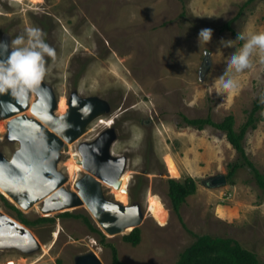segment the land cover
<instances>
[{"label":"rangeland","instance_id":"374dc122","mask_svg":"<svg viewBox=\"0 0 264 264\" xmlns=\"http://www.w3.org/2000/svg\"><path fill=\"white\" fill-rule=\"evenodd\" d=\"M246 1L0 0V46L10 45L26 29L37 27L56 51L54 61L46 58L50 70L29 91L24 111L14 113L12 104L0 103V157L17 162L16 157L28 153L20 116H26L33 127L42 124L57 132L35 114L34 102H42L44 86L56 95L55 115L68 112L74 91L82 97L100 96L111 106V114L91 121L76 140L62 137L66 142L59 149L56 171L66 181L58 188L41 196L30 192L22 207L0 184L3 213L15 217L2 196L32 220L55 219L31 228L41 242L40 249L0 248V264H76L77 256L91 251L105 264H113V249L103 245V235L91 231L83 217L63 216L67 211L88 215L128 264H177L198 234L236 239L264 262V190L248 167L240 168L231 182L208 185L213 176H227L230 163L241 155L225 131L211 125L200 130L184 120V116L211 115L219 122L232 114L239 129L257 98L264 106V51H254L250 69L232 72L237 87L219 86L228 58L245 43L223 28L226 22L234 19L238 35L264 33V0L242 9ZM204 28L211 29L207 44L198 39ZM10 50L5 51V58ZM111 115L117 116L119 140L111 143V152L98 165L109 178L118 172L111 165L121 166L120 174L110 181L86 167L81 148L84 141L94 140L110 127ZM258 115L264 118V107ZM17 124L13 133L12 125ZM243 142L249 158L264 172V119L257 128L248 129ZM88 174L102 184L107 199L141 208L137 246L125 240L136 227L107 234L85 208L87 204L43 210L44 202L62 190L67 200L73 194L83 200L78 183L85 182ZM187 176L194 178L197 190L179 215L168 194V180L184 181ZM143 185L146 189L141 190ZM133 188L142 191L136 201Z\"/></svg>","mask_w":264,"mask_h":264},{"label":"water","instance_id":"95a60500","mask_svg":"<svg viewBox=\"0 0 264 264\" xmlns=\"http://www.w3.org/2000/svg\"><path fill=\"white\" fill-rule=\"evenodd\" d=\"M5 48L0 46V59H5ZM42 102H34L35 114L42 122L50 125L52 130L48 131L42 124L33 127L26 116H20L19 127L22 135L25 136L28 153L16 157L17 162H8L4 156L0 159V184L5 187L12 196V200L20 206H26V198L30 192L41 195L50 193L65 183L66 178L56 171L59 161V149L63 146L64 138L69 141L76 140L81 135L88 124L95 118L111 110L108 101L100 96L82 97L78 92H72L70 96V108L67 113L55 115L56 95L48 86L40 90ZM12 104L13 112L24 111L28 106L27 97L18 100L10 94H0V103ZM2 104V103H1ZM22 106V107H21ZM41 122V123H42ZM18 124L13 133H16ZM116 139L113 130H106L96 139L82 144L81 151L84 154L85 165L94 174L108 180H115L121 166L111 165V170L118 171L116 177L109 178L106 172H101L98 165L102 163V156L111 151L109 146ZM108 151V152H107ZM110 155V154H109ZM112 156V155H111ZM112 158H117L112 156ZM125 160V156L122 157ZM96 159V163H94ZM88 162V163H87ZM126 164V162H125ZM110 169V168H109ZM88 178L83 183H78L83 200L76 195L68 199V194L55 193L49 198V202H44L43 210H59L63 207H77L87 204L85 207L92 215L93 219L101 225V229L110 235L123 233L131 226H138L143 221V213L137 205L126 206L122 202L107 199L103 194L102 184L93 175L88 174ZM227 176L224 174L216 175L208 180L211 184H226ZM129 194V190H128ZM62 195V196H61ZM63 198V199H62ZM22 206V207H23ZM133 227V228H134ZM132 228V229H133ZM27 225L18 221L16 218L0 211V248L18 247L24 251L32 252L41 248V242L36 238L35 233ZM77 264H105L104 261L94 252L80 256Z\"/></svg>","mask_w":264,"mask_h":264},{"label":"trees","instance_id":"16d2710c","mask_svg":"<svg viewBox=\"0 0 264 264\" xmlns=\"http://www.w3.org/2000/svg\"><path fill=\"white\" fill-rule=\"evenodd\" d=\"M253 1L255 0H247L242 5V9ZM241 14L242 11L238 13L237 17L241 16ZM233 21L234 19L226 22L223 28L230 30L235 36L238 37L239 35L232 26ZM263 107L264 106L260 101V98H257L255 100L254 108L251 110L245 123L242 124L239 129H237L235 126L236 118L232 114L226 116L219 122L215 121L211 115L201 118H190L184 116V120L188 125L200 130L204 129L206 125H211L215 128L225 131L229 141L241 155L240 159L230 163V169L227 175L228 181H232V178L240 168L248 167L256 178V181L260 185V188L264 190V172H261V170L257 168L254 162L249 158L243 144L248 129L257 128L258 122L264 119L262 116L258 115V112L262 111ZM168 186V194L172 201L174 210L180 215L181 206L185 203L187 198L192 194H195L197 190L194 178L191 176H187L184 181L169 179ZM138 194L139 193L136 190L135 195L138 196ZM2 198L5 200L6 205L11 210L17 213L19 220L27 226H33L39 223L53 222L55 220L52 217H38L34 220H31L18 207L10 203V201L7 200L4 196H2ZM62 215L83 217L91 231L103 235V245L109 246L113 249V264H128L126 262H123L119 258L118 251L115 245L111 242L106 241V236L99 228H97L93 224L88 215H75L74 213L69 211L63 213ZM141 232V229L139 227H136L130 234L125 235V240L131 242V244H133L134 246H137L141 242ZM195 236V243H193L180 255L177 264H264V262L260 260L259 256L255 252L243 247V245L236 239L230 237L212 236L209 234H198Z\"/></svg>","mask_w":264,"mask_h":264},{"label":"clouds","instance_id":"9594fccd","mask_svg":"<svg viewBox=\"0 0 264 264\" xmlns=\"http://www.w3.org/2000/svg\"><path fill=\"white\" fill-rule=\"evenodd\" d=\"M211 29H201L198 34L199 43L207 44ZM45 34L37 27L25 30L17 35L10 45H4L10 52L5 59H0V94H10L18 100H24L30 90H34L47 76L50 66L48 59H56V51L45 41ZM237 39L245 41L238 53L230 55L224 70L219 74L220 87L231 90L237 87L232 72L240 73L252 67L251 57L256 49L264 51V33L248 36L240 34ZM223 45V43H222ZM117 116L111 119L107 129ZM109 120V119H108ZM117 140V137L116 139ZM114 140V142H115Z\"/></svg>","mask_w":264,"mask_h":264},{"label":"flooded vegetation","instance_id":"af4514ba","mask_svg":"<svg viewBox=\"0 0 264 264\" xmlns=\"http://www.w3.org/2000/svg\"><path fill=\"white\" fill-rule=\"evenodd\" d=\"M105 114H106V113H105ZM105 114H103V115H105ZM109 114H111V111H109ZM103 115H101V116H103ZM101 116H98V117H101ZM98 117H97V118H98ZM111 117H114V116L111 115ZM95 119H96V118H95ZM95 119H94V120H95ZM109 119H112V118L109 117ZM106 130H113V132L115 133V135H116V137H117V140H119V137H118L119 135H118V133L116 132V130L118 131V129H117V121H116V119L114 120L111 129H107V128H106L105 130L100 131V132H99V135L103 134V132L106 131ZM99 135H98V136H99ZM98 136H97V137H98ZM97 137H96V138H97ZM96 138H95V139H96ZM117 140H115V142H116ZM115 142H114V143H115ZM144 188H145V186L143 185V186L141 187V190L144 189ZM145 189H146V188H145ZM137 191H138V193H139V190H137ZM135 193H136V189L133 188V189H132V195H134V196H133V200H134V201H136V199L139 198V196H141L142 191L138 194V196L135 195ZM130 196H131V194H130ZM138 200H139V199H138ZM19 209H20V208H19ZM20 210H21V209H20ZM12 211H13V210H12ZM21 211H22V210H21ZM22 212H23V211H22ZM67 212H68V211H67ZM69 212H70V211H69ZM23 213H24V212H23ZM24 214H25V213H24ZM14 215H15L16 219H17L18 221H20V220H19V217H18V215H17L16 212L14 213ZM25 215H26V214H25ZM26 216H27V215H26ZM13 217H14V216H13ZM15 217H14V218H15ZM27 217H28V216H27ZM44 217H49V216H44ZM37 218H38V217H37ZM30 219L32 220V218H30ZM54 221H55V220H54ZM54 221H53V222H54ZM46 223H47V222H46ZM46 223H45V224H46ZM48 223H51V222H48ZM39 224H40V223H39ZM41 224H44V223H41ZM36 225H38V224H36ZM36 225H33V226H36ZM33 226H28V227L32 228ZM91 252H93V251H91ZM80 256H83V255H80ZM80 256H77V257L75 258L76 264L78 263L77 261H78V259H79Z\"/></svg>","mask_w":264,"mask_h":264}]
</instances>
